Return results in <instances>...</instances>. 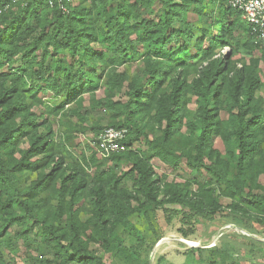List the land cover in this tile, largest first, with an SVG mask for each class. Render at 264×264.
Masks as SVG:
<instances>
[{
	"label": "trees",
	"instance_id": "obj_1",
	"mask_svg": "<svg viewBox=\"0 0 264 264\" xmlns=\"http://www.w3.org/2000/svg\"><path fill=\"white\" fill-rule=\"evenodd\" d=\"M4 5L0 1V264L4 237L14 226L19 227L15 237H25L29 221L40 228L53 252L52 258H45L47 264H105L89 249V241L135 264L144 238L129 216L148 205L177 203L186 218L220 213L235 222L248 212L241 202L245 198L253 212L264 215V184L258 182L264 174L258 60L250 58L239 68L231 62L234 53L251 54L259 46L227 0H62L52 6L47 0H30ZM223 48L227 53L220 54ZM194 58L200 68L190 67ZM134 60L142 62L141 71H118ZM192 69L195 74L189 79ZM32 76L39 82L27 83ZM102 81L107 94L98 101L110 113L105 127L126 129L121 142L125 149L101 158L112 165L89 185L53 154L52 129L45 120L38 123L41 114L32 107L40 103L42 82L48 83L60 97L48 110L85 121L90 110L65 107L80 104ZM121 92L124 97L115 100ZM190 97H195L193 114L187 110ZM184 126L188 133H183L185 143L180 145L175 137ZM102 129L97 128L95 138ZM155 130L160 134L149 137ZM142 137L147 150H131ZM19 138L28 139V145L17 149L15 158ZM214 139L224 145L223 152ZM93 150L91 161L97 154ZM150 152L173 168L184 159L186 171L206 173L209 180L165 184L160 199ZM49 164V172L40 171L27 189L20 188L17 172ZM118 164L127 168L117 173ZM123 180L131 185L121 186ZM35 191L51 193L56 199L53 211L41 212L40 200L24 197ZM215 192L231 203L223 208ZM86 195L92 197L93 209L83 223L75 207ZM118 226L135 237L134 244H124Z\"/></svg>",
	"mask_w": 264,
	"mask_h": 264
},
{
	"label": "rangeland",
	"instance_id": "obj_2",
	"mask_svg": "<svg viewBox=\"0 0 264 264\" xmlns=\"http://www.w3.org/2000/svg\"><path fill=\"white\" fill-rule=\"evenodd\" d=\"M70 2L77 4L78 0H70ZM91 45L94 46L93 43ZM219 52L225 54L227 49L223 48ZM60 57L63 58V54H60ZM250 58L258 60L257 74L260 83H262L260 94L263 96L264 106V44L253 48L251 54L246 53L245 50L234 53L231 56V62L236 68H239L243 63H248ZM67 60L71 62L68 57H66ZM189 63H192L190 67L198 66L200 68L201 62L197 61V58ZM142 67L143 64L140 60H134L117 69L119 72L125 71L132 75L141 71ZM194 74L192 69L189 79ZM45 75L47 76V74ZM26 82L35 84L39 81L32 76L27 77ZM41 86L42 89L37 94L40 97V103L35 104L32 110L38 115L41 114L38 116V123L45 120L52 129L50 149L56 157L62 158L65 165L76 169L77 173L84 176L89 185H92L93 179L100 173V170L108 169L112 165L108 160H101L97 154L93 161L90 160L93 149L90 143L95 138V133L99 131L97 128H104L110 118V113L104 110L98 101L107 94L104 82L102 81L100 88L93 93L84 94L80 104L75 102L65 107V110H69L79 105L82 111L90 110L91 114L85 121L66 117L62 111L59 113L50 112L48 107L55 106L56 102L60 101V97L55 96L48 88V83L42 82ZM123 97L124 93H116L114 99L118 100ZM187 107L190 114L196 111L195 97H190ZM222 117H226V113L223 111ZM38 130L44 132L42 126ZM180 132L182 133L175 137V141L181 145L185 143L183 133L187 134L188 130L184 126ZM159 134V131L155 130L149 137ZM17 141L12 153L15 158L19 155L17 149L25 148L28 145L26 138H19ZM214 145L222 152L224 151V145L219 139H214ZM140 149L147 150L143 137L131 146V150L134 152ZM38 157L40 158L41 155ZM149 163L155 176L159 179L157 184L160 186L158 193L160 199L163 198L162 190L165 184L188 181L194 178L201 182L209 180L206 173L192 174L186 171L184 159L181 160L178 167L173 168L150 152ZM51 168L52 165L49 164L34 171L17 172L16 178L20 188L27 189L29 183L36 178L40 171L49 172ZM123 168L126 169L127 165L120 166L118 164L115 171L119 173ZM258 182L261 185L264 184V174L259 175ZM120 185L130 186L131 181L123 180ZM211 185L213 186V184ZM191 187L194 188L195 186L191 185ZM35 192H29L24 197L32 196L34 201L40 200L41 212L53 211L56 199L51 193L48 191ZM215 194L218 203L223 208L231 203L230 199L219 195L218 192ZM244 199L241 202L246 206L248 212L244 213L242 219L239 218L235 222L229 221L226 216L220 213H208L205 216L197 215L186 218L181 211V206L177 203H168L162 207L148 205L142 211L130 215V221L143 234L144 238L140 261L135 264H264V215L253 212ZM92 202V197L86 195L75 207L78 211V218L83 223H88L91 218ZM30 223L31 221L26 222L31 227L25 237H15V232L19 230L17 226L12 227L10 234L4 237V243L1 247L4 264H47L45 258H52L53 252L44 244L40 228ZM64 223L63 221L62 225ZM89 227L92 229L91 226ZM116 232L126 246L134 244L135 237L122 226H118ZM88 247L105 264H126L115 253L105 252L98 242L89 241Z\"/></svg>",
	"mask_w": 264,
	"mask_h": 264
},
{
	"label": "built area",
	"instance_id": "obj_3",
	"mask_svg": "<svg viewBox=\"0 0 264 264\" xmlns=\"http://www.w3.org/2000/svg\"><path fill=\"white\" fill-rule=\"evenodd\" d=\"M7 8L10 3L24 5L30 0H0ZM62 0H47L48 5L61 4ZM228 5L236 10L243 22L248 26V35L255 46L264 43V0H227ZM2 8H0V12ZM227 49V48H224ZM126 135L125 128L104 127L91 141V147L100 158H108L112 153L125 149L121 143Z\"/></svg>",
	"mask_w": 264,
	"mask_h": 264
}]
</instances>
